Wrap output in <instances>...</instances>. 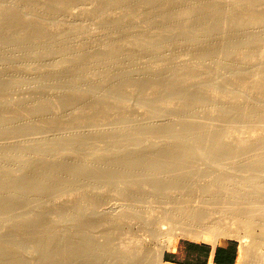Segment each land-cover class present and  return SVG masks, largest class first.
<instances>
[{
	"label": "bare ground",
	"instance_id": "bare-ground-1",
	"mask_svg": "<svg viewBox=\"0 0 264 264\" xmlns=\"http://www.w3.org/2000/svg\"><path fill=\"white\" fill-rule=\"evenodd\" d=\"M33 1L40 2L39 7L33 8ZM85 1H88V7L84 11L69 13L68 19L61 24L56 20L70 5V0H0V63L18 61L26 56L23 70L28 71L33 69L38 61L53 54H68L67 57L52 60L40 71L39 76L30 81L16 79L14 83L7 82L0 74V90L5 89L4 93L0 92V109H4V113L0 112V141H12L20 135L19 133L26 135L30 129H48L49 127L44 125H31V117L41 113H44L48 123L64 118L77 122L76 126L69 123L59 128L60 132L53 137L20 142L18 149L0 155V178L5 175L8 178L7 183L0 188V209L7 210L1 211L0 218L10 225H16L17 228L9 237L0 241V255L7 256L5 260H0V264H49L55 260L58 254L57 245L44 239L26 245L32 238V232L27 233L26 229L35 227L38 230L40 227L38 216L28 212L35 208V199L40 188L45 186L48 180H53L62 171L64 163L67 164V161L73 158L72 149L92 156L96 154V149L91 146L86 136L81 137L79 133L68 135L76 127L95 129L92 132L94 137L141 140L191 138L195 127L203 122H264V111L255 107V101L259 98L251 96L252 92L264 86V77L255 75L248 86L230 83V72L218 66L224 58V52H215L214 32L191 9L172 15L169 11L172 5H168L153 15L151 18L156 25H165L151 26L150 37L134 42L138 46L135 53L148 51L149 61L138 67L132 65L123 69L118 59L121 48L115 47L111 38L126 24L128 11L95 17L86 30L78 27L77 17H86L83 13L121 2L131 5L132 0ZM152 1L145 0L141 3V8L147 7ZM99 27L107 28L105 34L109 40L92 42L91 44H95L93 49L85 53L89 48V40L97 36ZM145 29L134 33L139 34ZM69 39L74 41L65 43ZM181 43H185L188 52H198L199 58L191 61L183 56L178 58L176 65H162L159 61L162 60L164 52L171 45ZM9 50L11 53L6 55L5 59L3 55ZM135 53L127 51L124 57L132 62ZM83 60L93 65L85 71L78 67L73 69L74 64ZM207 61L214 63L211 71H207ZM99 69H102L100 71L103 73L99 79L101 81L109 77L115 80L131 77L132 83L127 84L131 90L137 89L143 82L147 83L150 91L134 100L135 103L140 101L143 109L136 110L133 116L127 113L120 115L115 109L120 104L119 100H116L117 104H110L107 101L110 97L106 96L107 88L95 83ZM71 70L72 75L66 78L65 75ZM226 75L229 76L228 79H224ZM46 80L52 83L47 86L43 99L26 102V98L19 95V89L23 85H30L24 89L32 91L35 87L43 85ZM83 80L89 83L85 87L82 86ZM232 88H235L237 94L228 93ZM170 96H176V100L173 101ZM79 104L85 105V108L78 107ZM21 108H25L27 112L22 118L17 115ZM89 112H99L102 115L84 125L83 119ZM80 138L81 141L73 148ZM47 146L52 147L54 151L59 147L65 148L61 156L53 152L50 160L46 161L42 156L36 155V152H41ZM260 148H264V145ZM28 151L35 152V155H30ZM257 161L260 162V167H264V159ZM45 166L49 167L50 172H44L39 178L26 175L30 167L39 172ZM172 183V186L176 184L174 181ZM241 184L240 190L231 193L224 201L225 204H220L219 214L214 213L217 221L209 220L210 222L200 229H196L194 222L189 220H193L199 210H207V206L212 203L211 199L217 204L226 196L219 201L217 199V202L214 196L208 198V201L200 197H184L172 205L159 206L158 210H155L159 215L156 216L155 213L154 222L147 218L148 222H143L147 225L153 224V230L158 236L156 246L150 254L147 252L145 239L142 243L128 246V263L145 264L146 259H152L156 264H163L162 253L173 245L177 236L201 238L212 242H216L220 236H231L238 238L240 242L237 264H264V180L256 181L252 177L248 184L246 181ZM173 189L176 190L175 187ZM173 189H169L168 193ZM26 194L33 198L25 201L23 207L15 208L13 204L24 201L22 199ZM213 206H210L211 209ZM123 211L121 208L115 216H122ZM215 212L218 213L216 210ZM148 213L150 214L149 211ZM187 216L189 222L188 218L185 219ZM46 251L47 255L42 256Z\"/></svg>",
	"mask_w": 264,
	"mask_h": 264
},
{
	"label": "rangeland",
	"instance_id": "rangeland-1",
	"mask_svg": "<svg viewBox=\"0 0 264 264\" xmlns=\"http://www.w3.org/2000/svg\"><path fill=\"white\" fill-rule=\"evenodd\" d=\"M144 1L132 0L131 5L121 2L104 9L83 13L86 17H77L78 27L86 30L95 17L127 10L126 24L111 38L112 44L121 48L118 59L120 66L126 69L132 65L141 66L149 61L148 51L135 53L138 46L134 42L150 37L151 26L165 25H156L151 18L153 15L158 14L168 5L169 7L172 5L169 8L172 15L191 9L214 32L215 52H224V58L218 65L221 69L225 68L230 72V77L226 75L224 79L229 77L230 83L248 86L255 75L264 77V0H252L251 3L249 0H153L147 7L141 8V3ZM87 2L70 0V5L56 21L63 24L68 19L69 13L84 11L88 7ZM33 4L32 7L37 8L40 2L33 1ZM133 17L134 19H131ZM144 28L145 31L134 33ZM106 31L107 28L99 27L97 36L89 40V48L85 53L93 49L95 44H91L92 42L101 43L109 40ZM71 40L73 39L66 40L65 43L68 44ZM127 51L135 53L132 62L124 57ZM10 53L11 50L7 51L3 57L6 59V55ZM67 56L68 54H53L38 61L33 69L28 71L23 70L26 61V56H23L18 61L0 63V74L7 82L14 83L16 79L30 81L39 76L40 71H43L52 60ZM183 56L195 61L200 55L196 51L188 52L185 43H181L171 45L159 62L165 67L176 65L178 58ZM74 65L73 69L78 67L85 71L93 64L83 60ZM205 66L207 71H211L214 63L207 61ZM100 70L102 69L97 71L95 83L107 88L106 96L110 97L107 99L110 104L113 102L117 104L116 100H119L120 104L115 109L120 115L127 113L133 116L136 110L143 109L140 106L141 102L135 103L134 100L150 91L147 83L143 82L137 89L131 90L127 87V84L132 83L131 77L126 80L109 77L101 81L99 79L102 78L103 73ZM72 72L73 70L65 77L70 78ZM50 83L52 82L46 80L43 85L35 87L32 91L24 89L30 85L20 86L19 95L25 97L26 102L38 101L45 97V90ZM82 83L83 87L89 84L84 80ZM4 90L1 89L0 92L4 93ZM228 93L237 94V91L232 88ZM251 96L259 98L255 101V107L264 111V86L252 92ZM170 99L174 101L176 96H170ZM78 107L85 108V105L79 104ZM3 111L4 109L1 108L0 112L4 113ZM26 113L25 108H21L17 115L22 118ZM101 115L99 112H89L83 119L84 125ZM31 121V125L39 124L49 128L30 129L26 135L19 133L20 135L18 134L19 136L12 141L6 143L0 141V155L18 149L20 142L35 138L44 140L57 135L60 132L59 128L64 125L67 126L69 123H73V126L77 125L74 119L67 118L48 123L44 113L32 116ZM93 130L95 129L76 127L68 135L79 133L81 137L86 136L91 146L96 149V154L92 156L72 149L73 158L68 160L67 164L64 163L62 171L53 180H48V183L40 188L35 199L36 206L28 212L38 216L40 227L38 230L35 227L26 229L27 233L32 232V238L26 242V245L42 239L57 245L58 254L49 264H129L128 246L142 243L145 239L144 243L149 254L156 246L158 236L153 230V224L147 225L143 222L147 218L153 223V218L159 215L157 214L159 212H155L159 206L172 205L184 197L189 199L200 197L208 201V198L214 196L217 202V199L219 201L226 196L225 200L217 202L218 206L215 201L209 199L216 206L210 203L208 209L199 210L193 220H189L188 216L185 218H188L187 221H193L196 229H200L208 224L209 220L217 221L215 215L219 214L221 205L225 204L224 201L231 193L242 188V182L246 181L248 184L252 177L256 181L264 180V167H260V162L257 161L264 159V148H260L264 145V122L232 124L224 121L203 122L195 127L191 138L177 139L126 140L94 137ZM84 132L88 134L84 135ZM80 141L81 138L76 141L73 148ZM64 148L59 147L55 150L59 152H55L52 147L47 146L41 152H36V155L48 161L53 152L61 156ZM28 153L35 155L33 151ZM49 172L48 166L39 172L30 167L26 175L39 178L43 173ZM7 180V175L0 178V188L7 183ZM173 181L176 184L172 186ZM174 187L176 190L173 189ZM169 189H173L174 192L171 190L168 193ZM33 196L26 194L22 199L24 201L13 204L14 207H23L24 202ZM210 206L213 208L211 209ZM121 208L124 210L123 215L116 217L115 213ZM214 208H219V210L215 209L218 211L217 214ZM209 209L214 212L208 211ZM1 211L7 210L0 209V213ZM185 219L183 220L186 221ZM16 229V225H10L0 218V241L9 237ZM180 237L212 242L188 236H177L175 240ZM228 237L235 238L220 236L218 239ZM19 241L23 240L19 239ZM47 251L41 255H47ZM66 251H68L67 259H65ZM164 252L162 263L167 264L163 260ZM6 257L0 255V260H5ZM145 264L156 263L152 259H146Z\"/></svg>",
	"mask_w": 264,
	"mask_h": 264
},
{
	"label": "crops",
	"instance_id": "crops-1",
	"mask_svg": "<svg viewBox=\"0 0 264 264\" xmlns=\"http://www.w3.org/2000/svg\"><path fill=\"white\" fill-rule=\"evenodd\" d=\"M239 246L234 238L208 242L180 237L164 252L163 260L167 264H237Z\"/></svg>",
	"mask_w": 264,
	"mask_h": 264
}]
</instances>
